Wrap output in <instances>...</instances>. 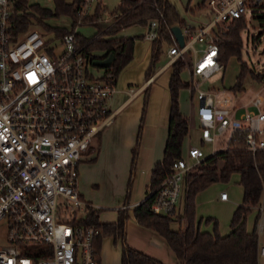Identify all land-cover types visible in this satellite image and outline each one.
I'll use <instances>...</instances> for the list:
<instances>
[{
	"label": "built area",
	"instance_id": "2783aa9c",
	"mask_svg": "<svg viewBox=\"0 0 264 264\" xmlns=\"http://www.w3.org/2000/svg\"><path fill=\"white\" fill-rule=\"evenodd\" d=\"M96 0H81L74 27L63 35L44 37L29 25L16 29L22 0H0V223L6 227L0 244V264H102L95 240L100 230L83 219L88 202L78 188V167L95 136L112 124L116 110L111 100L116 84L109 67L93 64L86 42L75 28L93 13ZM264 0H204L211 19L181 28L184 46L173 38L168 64L193 51L190 88L196 93V117L201 139L214 143L228 131V142L241 133L234 147L251 153L264 150V106L256 97V111L235 116L227 95L203 90L196 76L205 79L223 69L217 60V30L245 12L260 14ZM84 21V20H83ZM156 20L147 23L143 38L156 37ZM196 42L206 46L197 55ZM128 95L136 91L127 89ZM229 145L227 146V148ZM206 157L192 145L173 160L171 173L153 190L150 210L156 215L179 213L185 178ZM61 197L62 203L58 202ZM219 199H227L226 191ZM70 206L71 214L60 210ZM84 211L82 216L77 213ZM257 210V236L264 235V203ZM264 256V242L258 244Z\"/></svg>",
	"mask_w": 264,
	"mask_h": 264
},
{
	"label": "trees",
	"instance_id": "16d2710c",
	"mask_svg": "<svg viewBox=\"0 0 264 264\" xmlns=\"http://www.w3.org/2000/svg\"><path fill=\"white\" fill-rule=\"evenodd\" d=\"M26 1V0H22ZM81 0H54V9L33 5V8L42 16L70 15L74 21L77 18V6ZM102 6L97 3L94 12L87 19L89 24L96 26V32L89 38H82L86 42V51L98 50L100 58L112 54L114 59L108 68L112 72L114 82L119 72L132 60L134 42L136 37H110L131 25H146L150 20H156V37L151 40V57L145 71L148 78L154 72V63L162 53V46L173 43L170 28L174 25L185 27V21L180 17L170 0H120L111 12V21L99 24ZM262 20L263 14L255 15ZM30 15L24 14L16 18V29H25L29 25ZM246 25L245 17L241 16L229 22L227 29L217 30L219 37L217 60L226 66L230 58H236L240 63L236 75V83L232 85L235 91L241 90V82L250 72L241 62V31ZM47 27V26H46ZM58 36L67 32L58 28ZM105 36H108L105 38ZM185 61L180 57L170 63V76L168 93L170 98L167 135L160 161H157L150 173L148 195L132 208L136 222L149 228L162 236L174 252L179 264H259L258 244L259 239L255 231H247L246 217L255 208L264 203V150L251 153L244 149L234 147L235 142L241 144L242 134H234L235 141L229 140V147L216 151L207 156L195 169L190 171L186 178V189L183 197V213L180 218L185 222L183 228L172 229L170 224L174 214L156 215L150 210L153 194H150L171 173L174 159L181 155L182 141L188 133V118L179 110V89L189 87V82L180 78V72L185 67ZM147 95L148 86L145 87ZM193 89L191 88V93ZM145 95V96H146ZM141 127V126H140ZM139 127V130H140ZM139 132V131H138ZM139 133L135 146L132 149L129 178L125 193V203L128 204L131 183L135 169ZM221 162V165L219 163ZM234 173L239 175L238 183L242 187L241 203L234 209L229 225L231 230L221 235L218 231V221L213 217H206L205 223H212L211 231L200 230L199 221L195 219V195L214 182H227ZM89 204V203H88ZM125 205V206H126ZM258 211V210H257ZM99 209L91 204L83 222L99 228L100 235L95 240L99 251L100 243L104 237H112L113 241L120 240V264H166L142 251L132 248L126 242L125 225L129 217L128 208L117 209V217L113 222H100ZM258 217H256L257 219Z\"/></svg>",
	"mask_w": 264,
	"mask_h": 264
},
{
	"label": "rangeland",
	"instance_id": "374dc122",
	"mask_svg": "<svg viewBox=\"0 0 264 264\" xmlns=\"http://www.w3.org/2000/svg\"><path fill=\"white\" fill-rule=\"evenodd\" d=\"M117 1L118 0H103L109 10L116 7ZM176 2H179V5L185 4L184 0H176ZM33 5H38L39 7L47 8L52 11L54 9V0H26L20 9L21 14L24 13L28 16L30 15L31 27L36 28L43 33L44 37L55 36L58 28H63L69 31L74 27L75 21L70 15L60 14L42 17L33 8ZM204 12L207 14L210 13L209 7L206 4H204ZM258 12L264 14V2L260 5ZM255 15L256 14L245 12L246 25L240 33L242 40L241 62L243 61L245 69L250 71L245 75L240 84L242 87L241 90L235 91L231 88L232 85L236 83V75L239 71L240 65L234 57L229 59L224 69L211 74L205 79L200 78V76H196L195 78V82H197L200 89L214 90L219 97L228 95L232 100V104L243 105L244 111H256L252 102L258 96L262 97L263 101L261 102V105L264 106V18L259 20ZM89 16L85 18L88 19ZM211 18L212 16L210 15L209 19ZM87 19H83L84 21L81 20L82 24L77 25L75 28V31L80 38H89L97 30L96 26L89 24ZM98 21H100V18ZM109 21H111V19ZM228 25L229 24H222L219 28L220 30L225 31ZM143 31L144 28L140 25H131L126 33L136 35L143 33ZM149 45L151 57V40H147L142 36L136 37L133 49V59L125 69L117 75V88L126 86V82L128 81H131L133 84L130 86L137 88L146 79L145 71L150 62ZM170 45L167 47L166 45L162 46L163 51L154 63V70L161 67L167 61L168 57L166 50ZM205 46V42H196L194 44V47L197 50V55H201V50L205 48ZM91 52L94 55L102 54V52L98 50H91ZM180 58L186 63L185 67L180 72V78L185 82H190V69L192 68L194 58L193 51L191 49L187 50ZM169 74V69L162 70L156 81L150 86L147 95L145 94V91H143L141 94L137 96L135 95L126 104L124 109L117 114V119L121 116V124L117 133L108 142V145L105 146V148L103 147V150L100 152V148L102 147L101 140L99 139L102 138V135L100 138L99 135L95 136L89 151L86 153V158L84 159V161H87L78 167L79 175L77 188L84 195L85 199L91 202V205L94 208L99 209L98 219L100 222L115 221L117 217V209L125 203L132 149L135 146L137 134L139 133L134 175L127 203L132 202L134 190L133 182L137 171L138 152L139 149H141V154H146V147L149 143L148 136L153 133L149 123L156 113L159 100L163 97L165 92L168 94L167 82ZM197 103L198 101L195 91L193 92V96H191V88L185 87L179 89V109L183 110L186 117L191 113H195ZM112 107H114V105H112ZM105 131H103L102 134H104ZM228 133L229 132L226 131L224 134L216 137L213 144L210 142L200 143L197 124L195 120L191 124L188 119V133L181 154L184 156L186 149L190 145L199 146L205 157L213 152L225 149L228 145ZM142 135L144 137L143 145L141 144ZM97 149L99 150V157L93 160V153L96 152ZM219 165H221V162ZM147 185V183L142 185L144 198L149 192ZM221 191H226L229 197L227 201H219L217 199ZM241 198L242 192L241 186L238 183L237 173L232 174L227 182H214L205 189L199 191L195 195V212L196 215L203 216V221L201 222L200 227L211 230L212 223H205L204 219L206 217H213L218 221L219 230L226 232L228 230L233 205L241 202ZM62 201L61 197H59L58 202L62 203ZM66 213L71 214L69 204L60 210L61 217H64ZM182 213L183 201L180 203L179 213L174 215L171 222L173 228L184 227L185 222L180 218ZM83 214L84 211L82 210L80 213H77V217L82 216ZM250 214L251 213L248 214L247 218L248 225L252 222ZM130 229V238L136 239L137 232ZM5 233V224L0 223V244L5 243ZM120 249V240L114 242L109 236L102 238L99 248V256L102 264H120ZM263 261L264 259H261V263H263Z\"/></svg>",
	"mask_w": 264,
	"mask_h": 264
},
{
	"label": "crops",
	"instance_id": "0c3cea01",
	"mask_svg": "<svg viewBox=\"0 0 264 264\" xmlns=\"http://www.w3.org/2000/svg\"><path fill=\"white\" fill-rule=\"evenodd\" d=\"M119 1L120 0L117 1V4L119 3ZM184 1H185V4L179 5V2H176V0H170L171 4L176 8L177 12L179 13L180 17L185 21L186 25L198 26V25L205 23L209 19L210 13L207 14L204 12V3H203L204 0H184ZM97 3H100L102 6L101 17H100V21H98V22H99V24H103V26L107 25L110 22L109 20L112 18L111 12L113 11V9L109 10L106 7L103 0H96L93 12L95 10ZM261 14H263V13H261ZM140 26L144 28V31L141 34L130 35V34L126 33L127 29L129 28V26H128V27L123 28L122 30L118 31L116 34H114L110 37H125V38L137 37V36L143 37L145 31L147 30V24L146 25H140ZM107 37L108 36H105V38H107ZM134 44H135V42H134ZM166 53H167V50H166ZM132 59H133V57H132ZM149 60H150V45H149ZM169 65L170 64H168V59H167V61L161 67L154 70V72L148 78H146L137 88H133L132 86H130V85H133L131 81L126 82V86H123L121 88L116 87V91H115V93L112 97V100H111V107H112V105H114V107H112V108L116 110V114L114 116V121L112 122V124L109 125L108 127H106L105 129H103V131L106 130L105 133L102 134V132H103L102 131L99 134V138L102 135V138L99 139V140H101L100 142H101V147H102V148H100V152H101V150H103V147L105 148V146L108 145V142L117 133V130L119 129V126L121 124V116L117 119L116 118L117 114H119L124 109L126 104L135 95L137 96V95L141 94L145 90L146 86H148V92H149L150 86L156 81V79L159 76V73L164 69L170 70ZM125 67L123 69H125ZM170 72H171V70H170ZM169 76H170V74H169ZM168 81H169V78H168ZM115 84H116V80H115ZM128 88H133L136 91V93L131 97L127 93ZM167 90H168V82H167ZM193 92L191 93V96H193ZM230 100H231V98H230ZM262 101H263V99H262ZM169 103H170L169 93L167 94L165 92L163 94V97L159 100L156 113L154 114V116L152 117V119L149 123L150 127L153 130V133L150 134V136H148L149 137V143L146 147L147 148L146 154L142 155L141 149H139V152H138L137 171H136V176H135L134 182H133L134 190H133L132 202H129L127 205L125 204L126 206L124 204H122L120 206V208L127 207L129 210L128 211V213H129L128 218L129 219L126 220V225H125V231H126L125 236H126V241H127L129 246H131L132 248H135L139 251H142V252H144V253H146V254H148V255H150V256H152V257H154V258H156V259H158V260H160L166 264H179V261L176 258L174 252L168 246V244L166 243L164 238L162 236H160L159 234H157L156 232H154L153 230L138 224L136 222L135 218L133 217V214H132V208L134 206H136L141 200L144 199V194L142 192V185L144 183L145 184L149 183L150 173H151V169H152L153 165L157 161H160L162 158L163 148H164L165 139H166V135H167ZM230 104H231V107L234 108L233 114L235 116L239 115L241 112L244 111L243 105L232 104V100H231ZM196 107H197V105H196ZM180 112L183 115H185L183 110H180ZM187 118L189 119L191 124L195 120L197 127L199 129L198 138H199L200 143L206 142V141H203L201 139V131H200V128L198 125L196 113H191ZM143 134H144V132H143ZM186 138H187V135L184 137V139L182 141V147H183V144H184ZM143 143H144V137L142 135L141 144L143 145ZM227 144H228V136H227ZM190 146H192V145H190ZM98 152H99V150L97 149V151L93 153V158H92L93 160H95V159H97V157H99ZM85 158H86V156L84 157V159ZM84 159L81 160L79 165H81L87 161V160L84 161ZM238 181H239V175H238ZM241 192H242V187H241ZM80 194L85 199L84 195L81 192H80ZM228 198H229L228 195H227V199H225V200L219 199V195L217 197V199L219 201H227ZM85 200L89 204H91V202L89 200H87V199H85ZM241 200H242V198H241ZM240 203L241 202L233 205V210L231 211V216H232L234 209ZM250 213H251L250 215L252 218V222L250 225H248V222H247L248 215L246 217V229L249 232L254 231L255 224H256V221L258 219V218L256 219V217H259V212L255 208ZM231 216H230V219H231ZM195 219H196V221H199L200 230L211 231V230L204 229V228L200 227V224L203 221V216H198V215H196V212H195ZM230 219H229V222H230ZM170 227L172 229H175L172 227L171 224H170ZM129 229L135 230L137 232L136 239L130 238ZM176 229H178V228H176ZM230 230H231V228H230V225L228 224V230L226 232H222L219 230V224H218V231L221 235L227 234ZM258 239H259V242H264V235L258 236ZM120 255H121V249H120ZM261 259H264V256L258 257L259 264H264V261H263V263H261Z\"/></svg>",
	"mask_w": 264,
	"mask_h": 264
},
{
	"label": "water",
	"instance_id": "95a60500",
	"mask_svg": "<svg viewBox=\"0 0 264 264\" xmlns=\"http://www.w3.org/2000/svg\"><path fill=\"white\" fill-rule=\"evenodd\" d=\"M171 34L180 47L184 46V37L182 30L179 26L174 25L170 28ZM114 56L112 54L107 55L104 59H95L93 64L99 67H110Z\"/></svg>",
	"mask_w": 264,
	"mask_h": 264
}]
</instances>
